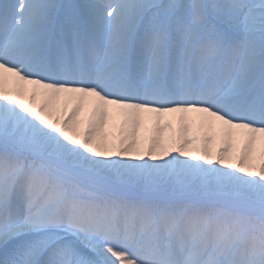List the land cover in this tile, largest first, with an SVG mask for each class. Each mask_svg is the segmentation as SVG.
Returning <instances> with one entry per match:
<instances>
[{"label": "snow or ice", "instance_id": "6c2138e0", "mask_svg": "<svg viewBox=\"0 0 264 264\" xmlns=\"http://www.w3.org/2000/svg\"><path fill=\"white\" fill-rule=\"evenodd\" d=\"M0 264H264V0H0Z\"/></svg>", "mask_w": 264, "mask_h": 264}, {"label": "bare ground", "instance_id": "6f19581e", "mask_svg": "<svg viewBox=\"0 0 264 264\" xmlns=\"http://www.w3.org/2000/svg\"><path fill=\"white\" fill-rule=\"evenodd\" d=\"M86 111H90V108H86ZM152 123H153L152 121L146 122L145 127L141 130L142 137H147V136L151 135ZM172 124H173L174 130L178 129L179 123L176 119H172ZM170 135H172V133L167 132V131L163 133L164 137H168ZM218 144H219V138H217L216 146H218ZM145 158H147V157H145ZM233 162H235V156H233Z\"/></svg>", "mask_w": 264, "mask_h": 264}]
</instances>
